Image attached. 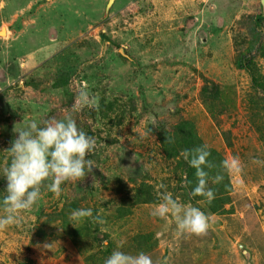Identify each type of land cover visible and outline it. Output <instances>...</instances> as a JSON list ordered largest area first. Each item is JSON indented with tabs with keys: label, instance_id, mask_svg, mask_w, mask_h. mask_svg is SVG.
Returning a JSON list of instances; mask_svg holds the SVG:
<instances>
[{
	"label": "rangeland",
	"instance_id": "rangeland-1",
	"mask_svg": "<svg viewBox=\"0 0 264 264\" xmlns=\"http://www.w3.org/2000/svg\"><path fill=\"white\" fill-rule=\"evenodd\" d=\"M263 11L264 0H0V168L15 132L65 109L95 139L84 179L60 195L42 187L0 229V264H104L120 245L153 264H264V93L235 66L257 33L264 46ZM255 67L264 80V55ZM81 90L97 105H77ZM180 121L225 159L232 187L228 214L185 203L207 217L199 235L154 214L161 184L181 201L184 168L159 140ZM142 185L155 203H132ZM78 208L105 223L70 220Z\"/></svg>",
	"mask_w": 264,
	"mask_h": 264
},
{
	"label": "clouds",
	"instance_id": "clouds-1",
	"mask_svg": "<svg viewBox=\"0 0 264 264\" xmlns=\"http://www.w3.org/2000/svg\"><path fill=\"white\" fill-rule=\"evenodd\" d=\"M81 107L96 106L97 101L87 90H81L76 98ZM60 119H49L42 123L33 120L15 132L16 138L6 152L10 153V162L0 168V178L6 180V188L0 198V229L18 224L25 212L30 211L42 197V187L60 195L61 185L67 181L84 179L94 167L89 157L95 149V139L78 127L73 118L72 109H65ZM190 167L195 169L196 185L193 196L203 197L208 203L215 199V191L209 187V181L219 183L222 175L210 176L214 167L211 153L206 146L186 149L182 153ZM257 164L264 161L256 160ZM232 167L239 170L238 158H233ZM50 181V182H49ZM161 202L154 214L170 217L174 220L178 234L199 235L207 230L205 213L198 207L185 204L167 191L161 184ZM92 218L105 223L99 216H93L91 208H78L71 212L70 220L82 222ZM107 246V241H105ZM123 245L114 249L104 260V264H153L150 255L143 251L130 253L122 250Z\"/></svg>",
	"mask_w": 264,
	"mask_h": 264
},
{
	"label": "trees",
	"instance_id": "trees-1",
	"mask_svg": "<svg viewBox=\"0 0 264 264\" xmlns=\"http://www.w3.org/2000/svg\"><path fill=\"white\" fill-rule=\"evenodd\" d=\"M264 14V11L262 12ZM260 22V20H259ZM261 34L257 33V42L255 45L245 50L244 53L240 54L235 62V66L242 71H245L250 80L251 86L257 92L264 93V80L261 77L259 71L255 67V60L257 57L264 55V46L262 45ZM212 95L217 96L218 91L216 90ZM164 156L166 160L176 162L178 168H181L179 173V179L181 182V201L183 203H197L202 202L208 209V211L214 215L224 214L230 211H226L224 208L230 203L231 194V183L228 176V166L225 159L216 150L207 148L210 153V160L214 167L210 169V176L222 175L224 178L219 183H212L209 181V187L215 191V199L208 203L203 197L193 196L192 189L196 185L197 177L195 175V169L190 167L187 160L183 157L182 153L186 149H192L198 146H205L200 137L197 135L193 123L188 121H180L176 124L172 130L166 131L159 137ZM182 157L183 164L180 163L178 158ZM156 202V198L151 192V189L145 185H142L136 192L133 198V204H153Z\"/></svg>",
	"mask_w": 264,
	"mask_h": 264
},
{
	"label": "crops",
	"instance_id": "crops-1",
	"mask_svg": "<svg viewBox=\"0 0 264 264\" xmlns=\"http://www.w3.org/2000/svg\"><path fill=\"white\" fill-rule=\"evenodd\" d=\"M6 260V259H5ZM3 261V259L2 260H0V262H2ZM9 264H11V263H9Z\"/></svg>",
	"mask_w": 264,
	"mask_h": 264
},
{
	"label": "water",
	"instance_id": "water-1",
	"mask_svg": "<svg viewBox=\"0 0 264 264\" xmlns=\"http://www.w3.org/2000/svg\"><path fill=\"white\" fill-rule=\"evenodd\" d=\"M109 1H113V0H109Z\"/></svg>",
	"mask_w": 264,
	"mask_h": 264
}]
</instances>
